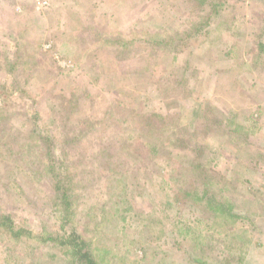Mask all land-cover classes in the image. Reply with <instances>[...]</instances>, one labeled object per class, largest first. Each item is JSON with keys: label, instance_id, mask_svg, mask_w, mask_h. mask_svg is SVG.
<instances>
[{"label": "rangeland", "instance_id": "1", "mask_svg": "<svg viewBox=\"0 0 264 264\" xmlns=\"http://www.w3.org/2000/svg\"><path fill=\"white\" fill-rule=\"evenodd\" d=\"M202 2L0 0V264H264V0ZM170 166L239 219L168 207Z\"/></svg>", "mask_w": 264, "mask_h": 264}, {"label": "trees", "instance_id": "2", "mask_svg": "<svg viewBox=\"0 0 264 264\" xmlns=\"http://www.w3.org/2000/svg\"><path fill=\"white\" fill-rule=\"evenodd\" d=\"M217 0H203L202 4H206L212 7H219L220 3H216ZM215 8L216 11L213 14L215 17H221V9ZM213 17H209V21ZM208 25V24H207ZM205 25L202 24V27H200L196 31V35L203 34V31L206 33L208 32L205 30ZM188 31V30H187ZM189 40V38H188ZM163 43V42H162ZM260 48L258 52V57L261 58V55L264 54V44L260 43ZM202 106V105H201ZM200 112L195 114V117L199 120L206 119L205 116L208 114L209 108L203 107L200 108ZM197 112V111H196ZM216 121V120H215ZM214 121V122H215ZM52 143V142H51ZM131 144V143H129ZM131 146V145H130ZM130 146H127L126 149H128ZM155 151L156 149L153 148ZM154 152V151H153ZM130 153V152H129ZM180 164V163H179ZM171 169H173L172 174L168 176H164L166 178H169L168 180H164L163 185L166 187L167 192L169 191L174 194V197L167 196V204L169 206H173V204L184 202L185 200H188L192 203L193 207V214L195 216L196 222H203L208 221L207 223L210 224L211 220L216 221L218 224L227 227L230 222H235L237 219H239V215L236 212V208L230 204L228 201H222L219 198V195L215 192L214 184L211 183L206 178H200L197 180L195 184L201 182V184L195 185L192 190H188V186H185V184H181L179 182V177L173 173H175V167L170 166ZM168 173V172H166ZM114 181V180H113ZM59 185L56 186L57 191H63V196L65 201L67 202V206H70L71 203L67 198V191L68 188L63 186L61 184V181L58 180ZM192 184V183H191ZM190 184V186H192ZM15 222L13 219L8 215H0V229H2L4 232H9L12 238L19 239L22 237L23 230L18 229L16 230ZM210 227L209 225L206 226ZM57 241L58 238L54 239L51 238L50 241ZM63 245H69L73 249V256L76 258L78 264H102L104 261L102 257V253L99 254L97 252V249H94L87 240H85L81 235L76 234L75 232L71 234L68 239L61 241ZM104 254H108V251H103ZM193 254L196 256L193 258V264H221L219 261H208L202 258L198 252L193 251ZM208 259V258H207ZM223 260V259H222Z\"/></svg>", "mask_w": 264, "mask_h": 264}]
</instances>
